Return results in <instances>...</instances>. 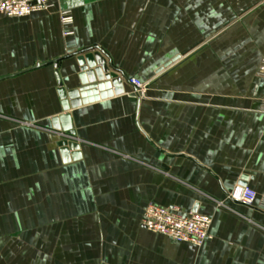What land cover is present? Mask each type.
I'll return each mask as SVG.
<instances>
[{
    "label": "crops",
    "instance_id": "crops-1",
    "mask_svg": "<svg viewBox=\"0 0 264 264\" xmlns=\"http://www.w3.org/2000/svg\"><path fill=\"white\" fill-rule=\"evenodd\" d=\"M71 1L0 15V264H264V0ZM84 52L121 92L63 111ZM152 203L208 215L210 237L148 231Z\"/></svg>",
    "mask_w": 264,
    "mask_h": 264
},
{
    "label": "built area",
    "instance_id": "built-area-1",
    "mask_svg": "<svg viewBox=\"0 0 264 264\" xmlns=\"http://www.w3.org/2000/svg\"><path fill=\"white\" fill-rule=\"evenodd\" d=\"M49 0H0V15L6 17H25L36 11L46 8ZM60 24L64 36L73 34L70 29L73 18L68 10L59 13ZM264 78V53L260 59L257 72ZM129 83L134 86V93L139 95L145 90L146 84L137 78L131 77ZM227 197L235 203L252 206L257 198L254 189L236 184L227 193ZM211 218L208 215L195 211L183 212L176 206H162L148 204L141 218V224L150 232L164 235L178 242H188L196 246L207 240Z\"/></svg>",
    "mask_w": 264,
    "mask_h": 264
},
{
    "label": "water",
    "instance_id": "water-1",
    "mask_svg": "<svg viewBox=\"0 0 264 264\" xmlns=\"http://www.w3.org/2000/svg\"><path fill=\"white\" fill-rule=\"evenodd\" d=\"M71 7L73 1L65 0ZM76 62L79 71L76 74V82L72 87L65 89L62 86L60 78H57L59 85L58 94L61 99V108L67 111L70 107H77L80 104L91 103L100 99H106L113 94L121 92V80L118 76L109 70V66L103 56L98 52H84L76 55ZM58 122L61 123L62 129L70 136L73 134L69 116L62 114L53 118L55 128H58ZM61 146L74 148L75 144L62 141Z\"/></svg>",
    "mask_w": 264,
    "mask_h": 264
}]
</instances>
